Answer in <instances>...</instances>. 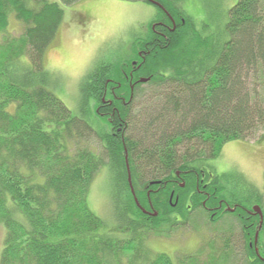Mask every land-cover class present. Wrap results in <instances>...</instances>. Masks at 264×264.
Listing matches in <instances>:
<instances>
[{
  "label": "trees",
  "instance_id": "1",
  "mask_svg": "<svg viewBox=\"0 0 264 264\" xmlns=\"http://www.w3.org/2000/svg\"><path fill=\"white\" fill-rule=\"evenodd\" d=\"M76 1L0 0V264H264L258 190L232 170L202 192L203 164L225 142H264V0H233L221 37L196 27L193 0H155L174 26L158 5L128 0L156 8L149 29L133 40L126 61H104L87 73L74 115L49 89L43 55L63 6ZM11 16L22 27L17 38L8 30ZM89 113L103 123L94 126ZM125 157L146 212L130 191ZM104 165L112 222L88 201ZM220 199L239 206L229 212L223 204L211 216ZM252 204L262 209L260 227ZM197 217L219 226L194 251L173 260L149 247L150 238H171L182 227L197 232ZM256 230L262 255L250 246Z\"/></svg>",
  "mask_w": 264,
  "mask_h": 264
},
{
  "label": "rangeland",
  "instance_id": "2",
  "mask_svg": "<svg viewBox=\"0 0 264 264\" xmlns=\"http://www.w3.org/2000/svg\"><path fill=\"white\" fill-rule=\"evenodd\" d=\"M232 3L233 0H193L188 13L202 33H216L221 37L225 34L223 27L227 7ZM63 10L57 33L44 52L43 64L50 77L49 89L74 115H78L81 113V86L87 73L104 61H126L132 55L133 40L148 31L156 8L143 1L78 0L63 6ZM13 19L11 16L8 30L11 36L17 38L22 27ZM24 68L18 67V73H23ZM89 104L93 109V99ZM89 118L94 126L103 123L94 114H90ZM255 139L225 142L211 164L219 175L236 170L234 176L237 179L244 178L261 194L264 210V142ZM88 143L96 152L99 151L94 140H88ZM111 177L108 166H102L96 172L88 192L91 208L108 222L114 220ZM197 219V222L193 221L197 232L190 227H182L171 238H150L149 247L154 252L168 254L173 260L179 254L194 251L204 241V234L207 240L212 238L219 226L207 227L201 217ZM4 234L5 227L0 224V253Z\"/></svg>",
  "mask_w": 264,
  "mask_h": 264
},
{
  "label": "flooded vegetation",
  "instance_id": "3",
  "mask_svg": "<svg viewBox=\"0 0 264 264\" xmlns=\"http://www.w3.org/2000/svg\"><path fill=\"white\" fill-rule=\"evenodd\" d=\"M168 15V14H167ZM168 17L170 18V20H171V22H172V24H173V26H174V20L168 15ZM155 24L156 23H154L153 25H152V28L154 29V27H155ZM174 28V27H173ZM138 55H139V57H141V59L143 58V56H144V53H142V51H138ZM134 61V62H133ZM137 59H133L132 60V63H133V66H136V67H139V64H137ZM130 77H131V79L133 80V82L134 83H136L137 81H135L134 79V72H130ZM140 78V77H139ZM211 160H214V159H211ZM208 161L207 163H205V164H203V168H204V170L207 172V174H208V177L206 178V182H205V184H204V190L202 191V192H204V193H206V194H208V192L206 191V188H205V186L208 184V183H210V182H212L213 180H215L216 179V177L219 175V174H216L215 173V169H214V167H213V165L211 164V162H213V161ZM215 161V160H214ZM181 186H183L184 184H180ZM150 193V192H149ZM148 193V194H149ZM224 204V208H226L229 212H234L235 211V208H237L239 205L237 204V203H233V208L231 207H229V205H227L228 203L227 202H225L223 199H220L219 200V203H218V205H216V206H213L212 207V209H211V216H213L216 212H218V209L217 208H219V207H221L222 205ZM254 204H252L251 205V208H252V206H253ZM243 210L245 209V207H241ZM250 208V209H251ZM250 209L248 210V209H245L249 214H250V212L252 211H250ZM252 213L255 215V213H254V211H252ZM251 215V214H250ZM260 220H259V227H260ZM258 234H259V232H258ZM254 237H255V234H254ZM253 237V241H252V244L253 245H251L250 244V246H252V248H253V251H254V254L255 255H262V253L263 252H261V250H259V248H258V241H255V238ZM257 240H258V237H257Z\"/></svg>",
  "mask_w": 264,
  "mask_h": 264
},
{
  "label": "water",
  "instance_id": "4",
  "mask_svg": "<svg viewBox=\"0 0 264 264\" xmlns=\"http://www.w3.org/2000/svg\"><path fill=\"white\" fill-rule=\"evenodd\" d=\"M148 1H150V2L153 3V4L158 5L159 7H161V8L165 11L166 14H168V12L164 9V7H163L158 1H155V0H148ZM168 15H169V14H168ZM169 16H170V15H169ZM139 80L142 81V82H144V81H147L148 78H147V77H142V78H140ZM131 88H132V87H131ZM125 160H126L127 174H128L127 179H128V183H129V186H130V190H131V192H132V194H133V196H134V200H135L136 204L141 208V206H140V204H139V202H138V200H137V198H136V196H135L134 188H133V186H132V182H131V178H130V172H129V167H128L127 157H125ZM253 209H254V211H255L256 213H258V214L260 215V217L262 218V213H261L260 208H259L258 206H254ZM142 210L145 212V210H144L143 208H142ZM153 214L155 215L156 213H153ZM257 234H258V232H256V234H255V238L257 237Z\"/></svg>",
  "mask_w": 264,
  "mask_h": 264
},
{
  "label": "bare ground",
  "instance_id": "5",
  "mask_svg": "<svg viewBox=\"0 0 264 264\" xmlns=\"http://www.w3.org/2000/svg\"><path fill=\"white\" fill-rule=\"evenodd\" d=\"M188 26V25H187ZM155 49V48H154Z\"/></svg>",
  "mask_w": 264,
  "mask_h": 264
}]
</instances>
